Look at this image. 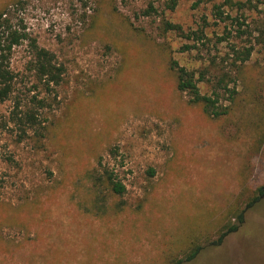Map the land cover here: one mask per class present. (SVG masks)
<instances>
[{
    "label": "rangeland",
    "instance_id": "obj_1",
    "mask_svg": "<svg viewBox=\"0 0 264 264\" xmlns=\"http://www.w3.org/2000/svg\"><path fill=\"white\" fill-rule=\"evenodd\" d=\"M172 1L0 0V9L20 3L14 22L65 69L45 93L28 64L29 41L12 50L14 92L0 103V264H152L191 235L212 242L256 195L234 233L186 264H264V192L255 194L264 186V143L256 155L248 151L264 121V105L263 119L255 117L264 104V49L256 47L237 107L223 119L189 104L168 69L170 59L189 70L221 60L229 47H213L217 37L263 7L174 0L170 8ZM149 5L155 12L143 16ZM216 6L229 19L219 22ZM163 21L182 31L164 32ZM200 28L210 42L182 51L193 44L184 35ZM34 95L48 102L39 110L43 137L15 120ZM103 169L122 194L95 187L94 171ZM104 205L111 207L103 213Z\"/></svg>",
    "mask_w": 264,
    "mask_h": 264
},
{
    "label": "trees",
    "instance_id": "obj_2",
    "mask_svg": "<svg viewBox=\"0 0 264 264\" xmlns=\"http://www.w3.org/2000/svg\"><path fill=\"white\" fill-rule=\"evenodd\" d=\"M249 4L252 0H246ZM261 5L262 10L258 11L257 19H252L251 23L246 22V18L239 21L238 18L232 19L231 24L235 25L234 30H228L225 27L222 36L217 37V41L213 47L226 43L229 47L228 52L221 55V60L216 56L211 57L207 65L198 69L189 70L186 67L180 66L175 60L170 59L168 69L175 78L176 89L181 93L188 95V103L195 104L201 107L202 112L212 119H223L229 117L235 111L236 100L240 96L239 86L244 80V72L251 62V57L256 49L260 47L264 49V2L257 0ZM19 2L7 4L0 9V103L9 100L13 94V89L17 74L10 67V58L12 50L28 42L32 52V60L29 61V67L34 72L37 82L43 87L45 93H50L54 87L59 86L62 82L65 69L62 64H59L55 55L44 48H40L35 40L30 39L25 27L20 23L14 22L15 12L18 10ZM175 5L174 0L170 8ZM238 9L247 6L241 1L237 2ZM255 9L257 5L254 6ZM155 12L152 5L143 12V16H150ZM215 18L219 22H224L229 19L219 7H215ZM163 31L180 32L181 27L169 21H163ZM234 32V34H232ZM182 33V32H181ZM184 35V34H182ZM186 40L193 41V44L185 45L182 51L197 50L206 45L209 41L204 34V29L192 31L184 35ZM234 40V41H232ZM238 42V43H236ZM216 51L218 50L215 48ZM203 59V58H201ZM205 85L208 92L203 93L200 85ZM264 87V82L260 84ZM32 105L29 108L20 109L16 112L15 120L17 125L22 128L25 133L27 129L35 131L38 136L43 137L44 129L43 121L40 119L42 110L47 107L48 102L45 97L31 98ZM263 103H259L256 107L255 117L262 120ZM237 107V106H236ZM19 108V103L16 104ZM262 126V128H260ZM257 133L255 138L249 145L251 155L259 153L264 143V121L256 125ZM99 175L97 170L94 171L95 187H105L114 194L120 195L124 192V187L114 181L112 173L107 169H103ZM264 186L259 187L255 194H262ZM113 197V196H112ZM259 199L254 197L246 198L243 208H236L232 211L218 230L216 231V239L210 242V237L195 235L190 237L189 241L182 247L170 250L164 253L161 259H157L152 264H186L195 261L204 251L210 250L211 247H218L223 243L225 237L234 233L239 226L245 222V213ZM109 206H102V212H107ZM119 205H115L117 209ZM206 244V245H205Z\"/></svg>",
    "mask_w": 264,
    "mask_h": 264
}]
</instances>
